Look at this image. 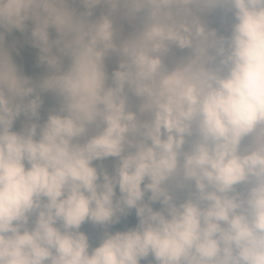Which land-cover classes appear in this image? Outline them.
<instances>
[{
    "label": "clouds",
    "instance_id": "9594fccd",
    "mask_svg": "<svg viewBox=\"0 0 264 264\" xmlns=\"http://www.w3.org/2000/svg\"><path fill=\"white\" fill-rule=\"evenodd\" d=\"M0 264H264V0H0Z\"/></svg>",
    "mask_w": 264,
    "mask_h": 264
},
{
    "label": "trees",
    "instance_id": "16d2710c",
    "mask_svg": "<svg viewBox=\"0 0 264 264\" xmlns=\"http://www.w3.org/2000/svg\"><path fill=\"white\" fill-rule=\"evenodd\" d=\"M209 21H211V17H209ZM16 37H20V33H14L13 34ZM9 39H12V37L10 36ZM36 51L35 49L31 48L30 46H25L21 49L20 54L16 55L14 53V58L16 59L17 63L22 66L26 72V74L29 75H33L34 77L39 76L40 73L43 71V69L41 67H39L40 69H37L36 71H34L32 68L34 67V65L36 64ZM114 63L109 62V69L111 70L112 67H114ZM56 100L53 96L51 95H47L45 97V105L42 109V116H46L47 111L56 106ZM17 127H19V123L17 124ZM105 163L111 167V161H105ZM136 223V218L134 213L131 214L126 220H123L121 222V224L116 225L115 228H124L125 226H132ZM83 230H85L92 242L95 244L98 242V237H99V233H100V229L97 228L94 225L91 224H86L83 226Z\"/></svg>",
    "mask_w": 264,
    "mask_h": 264
},
{
    "label": "rangeland",
    "instance_id": "374dc122",
    "mask_svg": "<svg viewBox=\"0 0 264 264\" xmlns=\"http://www.w3.org/2000/svg\"><path fill=\"white\" fill-rule=\"evenodd\" d=\"M210 25L211 26H215V27H220L221 31H224V28H226V24L224 26H221L218 22V19L215 16L211 17V21H210ZM34 71H36L37 69H40L39 67H37V65L35 64L34 67L32 68Z\"/></svg>",
    "mask_w": 264,
    "mask_h": 264
}]
</instances>
